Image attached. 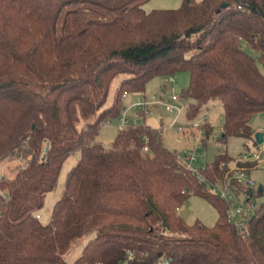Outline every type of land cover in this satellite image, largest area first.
I'll return each mask as SVG.
<instances>
[{"label":"trees","instance_id":"16d2710c","mask_svg":"<svg viewBox=\"0 0 264 264\" xmlns=\"http://www.w3.org/2000/svg\"><path fill=\"white\" fill-rule=\"evenodd\" d=\"M146 1L0 0V162H24L0 180V264H123L129 251L130 264H264V201L240 229L227 201L145 120L119 128L109 148L93 142L104 121L121 116L125 92L188 70L187 116L220 100L218 139L241 136L259 147L250 120L264 111V0H182L150 11ZM202 126L206 143L214 125ZM77 150L44 223L37 211ZM233 159L249 171L259 165L221 150L200 172L235 183ZM192 194L217 207L214 224L179 213Z\"/></svg>","mask_w":264,"mask_h":264},{"label":"rangeland","instance_id":"374dc122","mask_svg":"<svg viewBox=\"0 0 264 264\" xmlns=\"http://www.w3.org/2000/svg\"><path fill=\"white\" fill-rule=\"evenodd\" d=\"M182 3V0H148L143 6L146 10L152 9H172L178 8ZM244 49L249 53L257 56V52L252 49L246 42L243 43ZM172 77L173 81H169L168 78ZM121 77L113 80L111 90L108 95L106 106L111 105L116 96V89L119 85ZM190 82V72L188 70H180L171 76H156L146 86L145 94L150 98L153 94L158 96L169 97L172 93L180 95V106L182 111L180 114L169 112L163 104H158L152 108L151 113L146 114V123L154 128H158L161 131V136L165 146L171 150H176L179 154L190 150L195 153L198 159L191 163L193 167L201 168L207 162L214 159L215 155L221 151L226 150L228 155L232 158L239 157L242 153L248 150L255 151L261 149L264 146V141L259 143V147L251 139H246L241 136L229 135L225 140L215 138V135L222 131L223 121V105L220 100H212L206 104L195 118H189L187 116L188 99L182 96L184 90L188 87ZM166 84V86L164 85ZM139 94L130 92L126 97H123L124 107L129 106L136 101ZM137 110L130 108L128 111V117L130 119L135 118ZM110 120V119H108ZM198 121L203 123L209 121L214 125L213 134L206 140V143L196 140V136L199 134L197 128H191V122ZM142 121L141 119L139 120ZM250 124L253 129L264 132V111L256 112L251 120ZM82 125V121L80 122ZM179 126H185L187 130L183 133ZM120 128V122L118 119H111V122L104 121L99 128L98 133L93 139V142H100L106 148L111 147L112 142ZM80 150H77L70 154L63 163L58 184L56 188L48 192L43 207L37 211V215L44 223L48 222L51 217V212L54 203L61 197L66 186L68 174L70 170L75 166L80 159ZM22 159L5 158L0 162V180L4 178H11L18 165L23 164ZM190 164V162H188ZM235 159L232 160L231 167L234 166ZM250 174L256 180L254 186L255 195L253 200L256 202L264 201V151L262 150V157L259 160V165L250 170ZM0 188V192H1ZM179 213L189 223H195L200 221L202 223L212 225L219 217V210L217 207L206 197L197 194H192L186 202L179 208ZM91 237V236H90ZM84 238L72 249V251L66 256L68 261L74 260L82 251L84 244L90 238Z\"/></svg>","mask_w":264,"mask_h":264},{"label":"built area","instance_id":"2783aa9c","mask_svg":"<svg viewBox=\"0 0 264 264\" xmlns=\"http://www.w3.org/2000/svg\"><path fill=\"white\" fill-rule=\"evenodd\" d=\"M168 80L173 81L172 77H169ZM130 92H125L123 97H126ZM139 94V97L131 103L129 106H125L121 116L118 118L120 122V128L125 127L130 123L138 122L141 118L145 117L146 114L151 113L152 108L157 106L158 104H163L166 109L171 113L180 114L182 111V107L180 106V95L177 93H172L169 97L158 96L157 94H153L150 98L147 97L143 92H135ZM130 108H134L136 111V116L133 119L128 117V111ZM106 122H111L110 120H106ZM203 123H199L198 121L191 122V128H197L199 134L195 137L197 141L202 142V138L205 135V127L202 126ZM179 129L184 133L187 128L185 126H179ZM220 137V132L215 135V138ZM143 140L147 141L148 137L144 136ZM149 145H144V150H148ZM262 150L264 151V146L261 149H257L255 151L248 150L240 155V159L243 161L249 160H260L262 157ZM184 162L188 164L191 170L194 173H197L198 176L205 181L206 185L215 193L219 194V196L225 199L228 203L227 215L231 222L235 223L237 226L242 229L244 221L251 218L256 210L259 207V202L253 200V194L249 191L254 188L256 185V180L250 174V171L246 167H238L236 165L231 167V170H235L232 178L235 180V183L243 184L245 189H238L235 183L231 182V178L227 180H218L216 182L208 181L205 176L200 172V168L193 167L191 163L195 162L198 157L195 153L190 150L184 151L179 154ZM190 162V164L188 163ZM202 166V168H204ZM134 257L133 252H128V258L125 260L123 264H130V260ZM130 259V260H129Z\"/></svg>","mask_w":264,"mask_h":264},{"label":"water","instance_id":"95a60500","mask_svg":"<svg viewBox=\"0 0 264 264\" xmlns=\"http://www.w3.org/2000/svg\"><path fill=\"white\" fill-rule=\"evenodd\" d=\"M227 5H228V3L223 4V6H227ZM253 133H254V136H255L258 143H262L264 141V132L263 131H257L255 129H253ZM250 192L252 193V189L250 190Z\"/></svg>","mask_w":264,"mask_h":264},{"label":"crops","instance_id":"0c3cea01","mask_svg":"<svg viewBox=\"0 0 264 264\" xmlns=\"http://www.w3.org/2000/svg\"><path fill=\"white\" fill-rule=\"evenodd\" d=\"M166 86V84H164ZM145 94V92H143ZM137 113H135V116H136ZM134 116V117H135ZM141 120H145L146 121V116L144 118H141Z\"/></svg>","mask_w":264,"mask_h":264}]
</instances>
